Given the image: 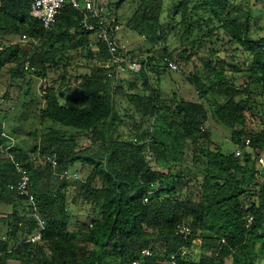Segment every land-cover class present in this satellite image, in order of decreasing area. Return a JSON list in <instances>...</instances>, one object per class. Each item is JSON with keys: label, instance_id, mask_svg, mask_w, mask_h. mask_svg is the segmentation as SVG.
<instances>
[{"label": "trees", "instance_id": "1", "mask_svg": "<svg viewBox=\"0 0 264 264\" xmlns=\"http://www.w3.org/2000/svg\"><path fill=\"white\" fill-rule=\"evenodd\" d=\"M251 1L131 0L116 22L150 49L146 67L113 84L100 65L106 49L70 3L46 29L29 0H0L3 102L17 93L0 121V206L12 209L0 218V264H264V36ZM166 59L193 64L194 101L163 98L162 75L176 72ZM212 125L229 132L233 151ZM16 162L34 204L10 190ZM71 171L78 180L62 178ZM74 206L90 223L71 229ZM38 232L41 241H27Z\"/></svg>", "mask_w": 264, "mask_h": 264}, {"label": "built area", "instance_id": "2", "mask_svg": "<svg viewBox=\"0 0 264 264\" xmlns=\"http://www.w3.org/2000/svg\"><path fill=\"white\" fill-rule=\"evenodd\" d=\"M31 2V15L35 19L39 20L44 28L50 29L57 24L58 16L66 3H70L71 6L78 10L83 15V28L88 32H93L96 36V42L100 43L109 57L101 61L100 65L108 70V77L113 84H116V80L120 75L121 70H127L129 72L138 73L146 64H142L139 60L146 61V56L135 58L128 46L121 42L119 34L121 32V25L116 22V18L112 16L111 10L105 5L103 0H29ZM26 39L25 36L21 37ZM96 49L97 46L94 45ZM166 63L170 70L179 71V66L169 59H166ZM25 69H29V63L26 64ZM9 138V137H8ZM9 149L15 146V141L12 138ZM47 162L51 163L53 167H56L58 162L56 157H47ZM259 163L262 167L261 180L264 183V159L259 158ZM17 173L19 174V180L16 184L10 186V190L17 192L21 196L28 198L30 202L34 204V195L31 193V178L29 171L20 163H15ZM62 178L68 180H78L77 173L65 172ZM147 201V199H146ZM36 211V207L34 209ZM37 216V215H36ZM38 218V217H37ZM39 225L42 230L45 229V223L39 219ZM178 232L185 238L191 235V229L188 226H179ZM42 239V232L31 236L27 241L31 243L39 242ZM143 256H150L151 252L148 250L143 251ZM132 264H142L140 260L133 261ZM175 263V257L172 256L171 263Z\"/></svg>", "mask_w": 264, "mask_h": 264}, {"label": "rangeland", "instance_id": "3", "mask_svg": "<svg viewBox=\"0 0 264 264\" xmlns=\"http://www.w3.org/2000/svg\"><path fill=\"white\" fill-rule=\"evenodd\" d=\"M120 0H103L105 5L111 10L112 16L114 18H118L120 22L128 16V14L131 11V0H126L122 6L118 9L115 10L114 6L117 4ZM241 1V0H238ZM253 6V16L254 20L256 21V25L254 27V32L258 33L259 35L264 36V0L262 1H256L252 0L250 3ZM122 29L119 34V38L121 42L126 44L133 54L135 58H139L141 56H146L149 49L150 45L147 44V42L139 37L137 34H135L133 31L129 30L126 26L121 25ZM28 40L27 39H22L21 37H13L10 39V42L12 43H20L24 44ZM180 42L178 39L173 40V45L172 47H176L179 45ZM212 43L208 44V48L212 47ZM198 66H200V63H196ZM194 71V67L192 63H189L187 65H184L179 68V71L172 72L170 74H164L162 75V86H161V91L163 98L170 99L174 96V93L178 97H182L188 101H194L196 99V94L193 86L190 84L188 81L187 77ZM171 72V71H170ZM130 77V72L127 70H121L120 71V76L119 78H128ZM243 80H246V76L241 79L240 83L243 82ZM156 78L153 77V82L156 83ZM41 82L38 81L37 87H40ZM7 91V86L0 84V121L3 120L4 116L6 115V112L8 111H13L15 108V100L17 97V93H14V102H8L5 103L3 102V95ZM49 126V123H46L44 127ZM43 127V128H44ZM212 127V128H211ZM210 128L212 130L213 134V140L217 142L218 144L222 145L223 148L226 151H233L234 146L230 143L229 140V132L225 130L224 128L220 127L219 125H212ZM207 128H209V124L207 125ZM255 128L259 130L261 128V125H255ZM23 139H27L26 135L23 134L22 136ZM81 146H87L89 145V139L83 136L79 140ZM260 157L264 159V152L260 154ZM71 173H76L75 171H71ZM74 213L72 214V225L71 229H74V225L78 223H90L91 218L89 217L88 214V209H85L84 207L80 206H74L72 207ZM12 212L11 207H5V206H0V218L3 216V214H9ZM77 221V223H76ZM5 230L0 229V235H4ZM199 245V240L196 241V247ZM198 249H196L197 251ZM198 252V251H197ZM196 252V253H197ZM12 264H16V262H12ZM227 264H231V261L228 260Z\"/></svg>", "mask_w": 264, "mask_h": 264}, {"label": "crops", "instance_id": "4", "mask_svg": "<svg viewBox=\"0 0 264 264\" xmlns=\"http://www.w3.org/2000/svg\"><path fill=\"white\" fill-rule=\"evenodd\" d=\"M231 261V260H230Z\"/></svg>", "mask_w": 264, "mask_h": 264}]
</instances>
